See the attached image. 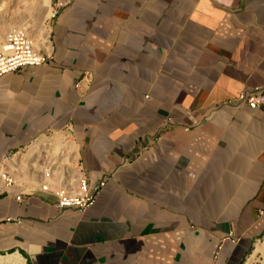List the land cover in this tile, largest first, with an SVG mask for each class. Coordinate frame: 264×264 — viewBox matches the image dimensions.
Instances as JSON below:
<instances>
[{
    "label": "crops",
    "instance_id": "obj_1",
    "mask_svg": "<svg viewBox=\"0 0 264 264\" xmlns=\"http://www.w3.org/2000/svg\"><path fill=\"white\" fill-rule=\"evenodd\" d=\"M63 1L49 61L0 77V167L20 182L0 185V254L243 264L264 238V104L239 100L264 86V0ZM58 133L107 178L83 212L10 169Z\"/></svg>",
    "mask_w": 264,
    "mask_h": 264
},
{
    "label": "built area",
    "instance_id": "obj_2",
    "mask_svg": "<svg viewBox=\"0 0 264 264\" xmlns=\"http://www.w3.org/2000/svg\"><path fill=\"white\" fill-rule=\"evenodd\" d=\"M63 4V0L55 2L52 17L56 15ZM49 58L50 56L38 47L36 39L28 27L14 28L3 39H0V77L22 67L44 65L49 61ZM239 100L247 103L251 108L262 106L264 104V86H257L249 92L241 93ZM76 168L77 176L74 181L63 176L59 183L51 182V180L43 181L40 188L55 196L56 204L60 209L71 208L83 212L95 204L107 185V178L105 176L96 181L81 164L76 165ZM51 169L52 167H46L49 179L52 174ZM60 174H63L62 171ZM0 180L5 188L20 184L15 174L4 167H0ZM21 196L22 194H18L17 199H21Z\"/></svg>",
    "mask_w": 264,
    "mask_h": 264
},
{
    "label": "bare ground",
    "instance_id": "obj_3",
    "mask_svg": "<svg viewBox=\"0 0 264 264\" xmlns=\"http://www.w3.org/2000/svg\"><path fill=\"white\" fill-rule=\"evenodd\" d=\"M30 2H31L30 0H27V9L29 10L31 9ZM4 7H5V4L3 1H1L0 2V13H4V10H5ZM11 12L13 13H11L12 15L11 14L10 15L14 19V17L17 15V12L16 10L14 11L11 10ZM36 18H38V16ZM28 21L33 22V23H29L30 26L32 27L35 26V23H36L35 19L30 20V18H28L27 22ZM25 24H26L25 21L21 23L20 20L19 21L14 20V23H12V26L8 30H6L7 29L6 24L0 25V27H2L0 29V39H3L7 35V33L11 31L12 29L20 27V26H25ZM31 30L33 31V35L36 39L38 47L40 46V48L43 47L47 49L49 47V40H50L49 39V32H50L49 28L43 27L41 30H36L35 28L34 29L31 28ZM58 137H63V140L61 142L58 141L57 140ZM46 140L47 141L43 142L41 145H39L40 141H37L32 146H30L26 154L22 156L21 162L22 163L25 162L26 157H28L32 152H34V150L38 147V145L41 148L42 145L46 144L45 150L47 153V158L42 163L43 164L47 163L49 159L48 163L50 162V165H51V162L57 163V164L61 163L65 165L66 167H52L51 169L52 174L49 179V177L46 174L47 173L46 167L45 166L42 167V163H39L38 161H34V160L32 161L31 165H33V167H19L20 170L14 167L13 163H16V164L19 163V160H17L18 159L17 156H15L13 159H10V164L13 166L10 169H12V171L17 172L21 179L27 176L28 177L27 179L29 181H26V182H29L34 187L39 186V188L42 186L43 181H46V180L60 181V179L63 176L68 180L71 179V181H74V179L77 176V168L76 166L73 165V162L76 161V156H77L76 150L74 149V143L70 140L69 136H65L60 133L54 134L49 139L46 138ZM58 143H60L59 146L57 145ZM25 164L29 165L28 162ZM61 170L63 173L62 175L60 174ZM0 185L3 186V182H1V180H0ZM2 186H0V190ZM259 258L263 259L262 262L264 264V238L256 242L254 246V250L251 253V255L248 257L245 264H250ZM0 264H28V263H27L26 258L22 255V253L15 252L13 254H8L6 256H0Z\"/></svg>",
    "mask_w": 264,
    "mask_h": 264
},
{
    "label": "rangeland",
    "instance_id": "obj_4",
    "mask_svg": "<svg viewBox=\"0 0 264 264\" xmlns=\"http://www.w3.org/2000/svg\"><path fill=\"white\" fill-rule=\"evenodd\" d=\"M1 1H3L5 4V7H4L5 10H4V13H0V25L6 24V26H7L6 30H8L12 26V23H14V20L15 21L20 20L21 23L23 21H25L26 22L25 27L30 28V30H31V28H33V29L35 28L36 30H41L43 27H47L50 30V22H51L52 15H53V7H54V4L57 0H30L31 1L30 2V8H31L30 10L27 9V0H0V2ZM14 7H15V9H14ZM11 10H13V11L16 10V12H17V15L14 17V19L11 17V15H12L11 13H13V12H11ZM28 14H29V16H28ZM37 16H38V18H36ZM28 18H30V20H32V19L36 20L34 27L30 26V24H29V23H33V22H31V21L27 22ZM1 28L2 27H0V29ZM31 32L33 34L32 30H31ZM41 48H43V47H41ZM57 140L61 142L63 140V137H58ZM59 144L60 143H58L57 145L59 146ZM27 178L28 177L26 176L25 178H22V179L20 178V179L26 182V181H29ZM52 181L54 183H56V181L51 180V182ZM253 250H254V248H253ZM253 250L248 253L247 258H245V260L243 261V264L246 263L248 257L251 255ZM13 253H15V252H13ZM13 253L10 252L9 254H13ZM6 255H8V254H0V256H6ZM262 261H263V259L259 258L250 264H263Z\"/></svg>",
    "mask_w": 264,
    "mask_h": 264
}]
</instances>
